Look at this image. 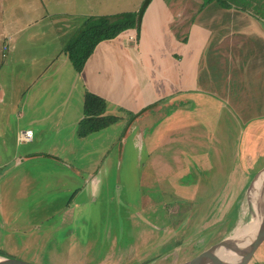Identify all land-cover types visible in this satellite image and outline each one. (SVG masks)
<instances>
[{"label": "crops", "instance_id": "1", "mask_svg": "<svg viewBox=\"0 0 264 264\" xmlns=\"http://www.w3.org/2000/svg\"><path fill=\"white\" fill-rule=\"evenodd\" d=\"M222 1L152 0L142 18L141 28L122 33L124 38L118 42L119 49L124 51L122 57L111 56L107 46V42L117 41L118 36L100 43L84 70L77 73L64 48L88 18L97 17L92 15L90 8L80 12L84 9L81 4L71 8L70 2L64 6L60 0H29L26 7L21 6L20 0H0V51L3 58H7L0 64V75L10 73L3 69L10 65V59L12 64L21 63L30 68L25 87L17 97L13 94V86L10 93L12 103L7 102V91L0 80V144L3 145L5 132L9 129L8 121L4 120L8 108L13 122L10 123L13 148L10 166L0 157L2 187L10 184V192L16 191L18 196L23 194V197L34 190L38 194L42 192V195H47L46 190H51L53 195L57 194L56 191L67 190L68 194H72L71 190H76L75 194H78V190H92L97 195L112 161L111 151L116 145L109 141L105 144L99 135L114 126L123 130L117 143L120 153H124L130 138L143 150L148 144V162L154 167L153 171L156 164L161 166L162 161L168 165L162 150L167 149L169 143L178 144L173 151L181 158L189 136L182 135L179 130H169L167 141L164 139L159 146L161 153L155 157L157 151L154 148L152 151L150 141L161 120L177 112L183 115L194 112L201 105L203 97L209 95L202 90L201 82L204 76L210 75L209 67L217 64L216 61L224 70L219 77L226 74L227 82H232L234 69L236 75L239 71L244 82L249 83L251 74L249 71L246 74V71L252 62L258 60L251 43L255 40L264 43V14L256 13L252 7L242 6L243 3H238V0H227V6ZM49 2L58 10H50ZM143 2L134 12L140 10ZM251 5L264 9V5L257 1ZM18 11L23 12L22 24ZM44 23L46 25L42 26ZM53 47L57 50L56 54H53ZM40 49L44 52H39ZM16 56L18 59L23 56L22 60H15ZM263 69L264 63L260 64L261 71L254 73L253 78L259 80L260 73L264 75ZM87 93L106 100L108 110L105 115L118 118V122L80 137L78 129L84 118ZM210 99H204V102L211 104ZM217 105L226 109L224 103L217 102ZM179 125L186 128L193 124L182 116ZM24 134H27L26 138ZM88 140L92 144L90 153L94 160L90 168L83 167L85 170H81L77 165L79 157L76 149L80 142L87 143ZM99 144L106 148L101 153L104 159L100 162V156L95 157L93 149ZM178 147L181 149L178 150ZM161 169L168 171L170 168L161 166ZM76 199H66L60 209L61 221L55 229L44 230L51 228V225H45L48 217L44 215L37 218L36 223L30 222L32 216L27 220L17 219L16 222L18 216L10 215V224L15 229H23V234L31 228L39 230L35 234L29 233V238L32 235L53 236L77 217ZM33 203L37 206L34 211L41 206L47 209L45 199L40 201L39 197V201ZM28 206L32 212L33 206ZM11 210L19 211V208ZM168 228L166 232H169Z\"/></svg>", "mask_w": 264, "mask_h": 264}, {"label": "rangeland", "instance_id": "2", "mask_svg": "<svg viewBox=\"0 0 264 264\" xmlns=\"http://www.w3.org/2000/svg\"><path fill=\"white\" fill-rule=\"evenodd\" d=\"M20 1L23 7L29 3V0ZM255 1L264 5V0H238V3L264 14L262 6L251 5ZM50 2V10L57 11L58 8ZM60 2L63 5L70 2L71 8L81 4L84 9L80 12L90 8L92 15L99 17L134 12L142 0ZM17 13L22 24L23 12ZM161 17H165V12ZM124 34L115 42H107L111 56L122 57L124 51L119 49L118 42ZM251 44L258 60L250 67L246 64L249 67L246 74L248 71L251 74L249 83L244 82L239 71L236 75L234 69L233 81L228 83L226 74L219 77L224 71L221 64L212 62L214 65L208 70L210 75L204 76L201 82L202 90L209 94L203 97L201 105L194 112L185 115L177 112L161 120L150 141L152 151L153 148L157 151L155 157L161 153L159 146L164 139L167 141L169 130H179L182 135L189 136L181 158L173 151L178 144L169 143L167 149L162 150L168 165L162 163V159L160 165L169 167L168 171L157 164L153 171L154 167L148 162V144L143 150L134 144L132 138L128 140L124 153H120L117 143L123 130L114 126L99 135L105 144L109 141L116 145L111 151V164L107 171L104 169L105 180L103 178L97 195L92 190H78V194H75L76 190H71L72 194L67 190L56 191V195L50 194L51 190H46L47 195L34 190L23 197L16 191L10 192V184L3 188L0 183V255L34 264H185L245 223L255 212L250 193L260 176L257 174L264 168V75L260 73L261 81L253 78L254 73L261 71L260 64L264 63V43L255 40ZM52 51L53 54L57 52L55 47ZM22 57L18 59L16 56L15 60H22ZM4 61L7 58H3L0 51V64ZM11 61L8 67L3 68L10 73L0 75L9 103H12L10 93L13 86L15 97L22 93L30 69ZM208 98H211V104L204 102ZM217 102L226 104V109L219 108ZM9 111L8 108L4 116L9 129L5 132L3 145L0 144V157L10 166V155H13L10 123L13 122ZM182 116L193 125L180 126ZM197 134L200 135L195 137ZM89 142H80L77 149L76 146L73 148L78 153L77 165L81 170L90 168L94 160ZM93 149L95 157L100 156L98 161H103L101 153L106 148L99 144ZM39 197L40 201L47 200L49 206L46 204L47 209L41 206L34 211L37 206H33V201H39ZM180 198L185 201L180 202ZM66 199L77 200L79 215L77 209L75 220L53 236L32 235L29 238V233L35 234L39 230L31 228L32 231L23 234V229H15L10 224V215L18 216L16 222L32 216L31 223H36L37 218L44 215L48 217L45 225H51L44 230L55 229L61 221L60 209ZM28 204L33 206L32 212ZM13 208H19V211L11 210ZM168 227L170 230L166 232ZM253 264H264V249Z\"/></svg>", "mask_w": 264, "mask_h": 264}, {"label": "trees", "instance_id": "3", "mask_svg": "<svg viewBox=\"0 0 264 264\" xmlns=\"http://www.w3.org/2000/svg\"><path fill=\"white\" fill-rule=\"evenodd\" d=\"M215 0H207L211 3ZM227 0L222 4L227 6ZM152 0H144L137 12H125L112 16L90 17L81 26L64 48L77 73H81L96 48L104 41L116 39L126 31L141 28L142 18ZM108 103L93 93H87L84 100V118L80 123V137L99 132L118 122V118L106 116Z\"/></svg>", "mask_w": 264, "mask_h": 264}, {"label": "water", "instance_id": "4", "mask_svg": "<svg viewBox=\"0 0 264 264\" xmlns=\"http://www.w3.org/2000/svg\"><path fill=\"white\" fill-rule=\"evenodd\" d=\"M264 173V168L257 176ZM254 226H259L254 239L246 236ZM264 249V201L241 226L223 239L191 258L185 264H253ZM0 264H34L0 255Z\"/></svg>", "mask_w": 264, "mask_h": 264}, {"label": "bare ground", "instance_id": "5", "mask_svg": "<svg viewBox=\"0 0 264 264\" xmlns=\"http://www.w3.org/2000/svg\"><path fill=\"white\" fill-rule=\"evenodd\" d=\"M250 194L254 200V208L256 210L260 205V201H264V173L259 176ZM258 228L259 226H254L252 230H249L246 236H248L249 239H254L258 232Z\"/></svg>", "mask_w": 264, "mask_h": 264}, {"label": "flooded vegetation", "instance_id": "6", "mask_svg": "<svg viewBox=\"0 0 264 264\" xmlns=\"http://www.w3.org/2000/svg\"><path fill=\"white\" fill-rule=\"evenodd\" d=\"M183 197H184V195H183ZM180 201H181V202H184V201H185V199H181V198H180Z\"/></svg>", "mask_w": 264, "mask_h": 264}, {"label": "built area", "instance_id": "7", "mask_svg": "<svg viewBox=\"0 0 264 264\" xmlns=\"http://www.w3.org/2000/svg\"><path fill=\"white\" fill-rule=\"evenodd\" d=\"M26 136H27V134H24V136H23V137H24V138H26Z\"/></svg>", "mask_w": 264, "mask_h": 264}]
</instances>
